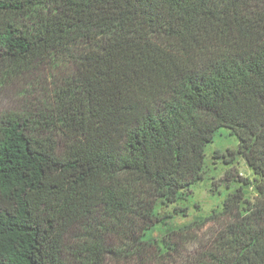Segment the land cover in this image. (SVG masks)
<instances>
[{
	"label": "trees",
	"instance_id": "16d2710c",
	"mask_svg": "<svg viewBox=\"0 0 264 264\" xmlns=\"http://www.w3.org/2000/svg\"><path fill=\"white\" fill-rule=\"evenodd\" d=\"M222 129L252 182L147 240ZM0 264H264V0H0Z\"/></svg>",
	"mask_w": 264,
	"mask_h": 264
},
{
	"label": "rangeland",
	"instance_id": "374dc122",
	"mask_svg": "<svg viewBox=\"0 0 264 264\" xmlns=\"http://www.w3.org/2000/svg\"><path fill=\"white\" fill-rule=\"evenodd\" d=\"M238 150L239 139L236 136H232L227 129L218 132L214 141L205 149L203 179L186 190L177 203L168 206L158 204L156 212L163 220L150 231L147 240L161 241L167 231L201 221L214 210H221L228 195L240 186L237 181L227 180V173L230 176H242L252 182L254 173L243 156H239L234 164L230 161L228 151ZM245 193L251 199L256 198L252 187H245Z\"/></svg>",
	"mask_w": 264,
	"mask_h": 264
}]
</instances>
